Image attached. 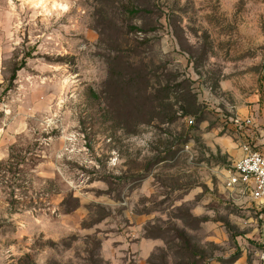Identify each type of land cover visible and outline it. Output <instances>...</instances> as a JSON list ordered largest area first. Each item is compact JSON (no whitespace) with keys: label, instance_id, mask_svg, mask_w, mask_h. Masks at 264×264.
<instances>
[{"label":"rangeland","instance_id":"rangeland-1","mask_svg":"<svg viewBox=\"0 0 264 264\" xmlns=\"http://www.w3.org/2000/svg\"><path fill=\"white\" fill-rule=\"evenodd\" d=\"M247 134L264 0H0V264H264Z\"/></svg>","mask_w":264,"mask_h":264},{"label":"built area","instance_id":"built-area-1","mask_svg":"<svg viewBox=\"0 0 264 264\" xmlns=\"http://www.w3.org/2000/svg\"><path fill=\"white\" fill-rule=\"evenodd\" d=\"M251 118L236 119L233 124L238 130L252 125ZM226 180V189L234 196L246 197L264 208V143L247 139Z\"/></svg>","mask_w":264,"mask_h":264},{"label":"crops","instance_id":"crops-1","mask_svg":"<svg viewBox=\"0 0 264 264\" xmlns=\"http://www.w3.org/2000/svg\"><path fill=\"white\" fill-rule=\"evenodd\" d=\"M242 120H244V119H242ZM247 137H248L247 139H250V140H254V141L257 140L256 137H254V136L250 137V135H248V134H247ZM247 139H246V140H247ZM256 143H257V142H256ZM263 143H264V142H258L257 144H263ZM240 157H241V155H240ZM240 157H239V158H240ZM239 158H238V159H239Z\"/></svg>","mask_w":264,"mask_h":264},{"label":"trees","instance_id":"trees-1","mask_svg":"<svg viewBox=\"0 0 264 264\" xmlns=\"http://www.w3.org/2000/svg\"><path fill=\"white\" fill-rule=\"evenodd\" d=\"M140 11L139 10H136V9H133V10H130L129 13L130 14H136V13H139Z\"/></svg>","mask_w":264,"mask_h":264}]
</instances>
